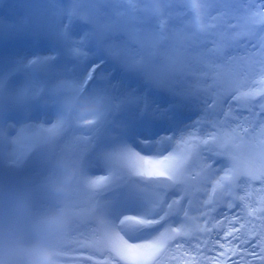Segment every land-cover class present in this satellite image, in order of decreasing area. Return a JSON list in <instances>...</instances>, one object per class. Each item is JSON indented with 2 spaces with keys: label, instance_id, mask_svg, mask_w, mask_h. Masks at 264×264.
<instances>
[{
  "label": "rangeland",
  "instance_id": "obj_1",
  "mask_svg": "<svg viewBox=\"0 0 264 264\" xmlns=\"http://www.w3.org/2000/svg\"><path fill=\"white\" fill-rule=\"evenodd\" d=\"M198 24L206 30L198 31ZM161 28L166 39L155 57L148 59L144 68H130L135 58L146 55L151 34ZM217 45H223L220 53L215 51ZM0 49L10 52L0 53V152L20 160L19 169L1 163L0 177L8 180V172L14 171L16 179L10 182L32 184L40 205L50 203L43 181L59 155L82 161L90 177H104L110 171L123 177L95 193L81 180L74 183L64 201L74 217L65 252H73L81 243L90 256L104 255L109 258L106 264H123L107 254L103 240L114 215L113 205L125 198L132 186L146 200L163 201L165 208L183 195L178 187L129 178L119 164L104 163V155L121 143L125 126L144 120L158 127L161 135L174 133L177 139L181 133H195L202 139L217 131L234 133L237 140L232 150L254 173L234 175L213 194V186L231 165L227 157L214 155V146L209 145L212 151L202 147L189 164L187 175L195 179L189 180L193 186L181 201L179 216L169 218L150 235L124 238L131 244L146 243L165 228L187 223L190 236L177 238L153 264H264L262 1L0 0ZM76 49L82 55L75 54ZM49 56L53 59L35 72L24 67L37 57ZM170 56H176L177 61L168 71ZM90 71L89 88L102 91L107 119L90 128L73 124L54 135L51 130L57 118L48 114L42 103L48 86L61 77L83 80ZM147 74H163L161 86H152ZM33 82H38L43 92L31 100ZM227 86L233 91L218 96ZM129 143L141 155L153 154ZM20 144L35 148L23 154ZM171 150L167 147L162 155ZM204 165H211L208 174L196 176ZM210 196L213 203L206 206ZM78 207L83 212L76 216L73 209ZM136 214L124 210L120 217ZM83 254L76 251L81 259H65L63 264H92Z\"/></svg>",
  "mask_w": 264,
  "mask_h": 264
},
{
  "label": "snow or ice",
  "instance_id": "obj_2",
  "mask_svg": "<svg viewBox=\"0 0 264 264\" xmlns=\"http://www.w3.org/2000/svg\"><path fill=\"white\" fill-rule=\"evenodd\" d=\"M127 2L132 3L133 0H127ZM193 7H195V4H193ZM197 30L203 32L206 30V26L198 24ZM164 39H166V36L163 28L158 32L152 33L147 42L146 55H139L131 62L129 67L132 69L144 68L148 59L155 57L156 49ZM222 48L223 45H217L215 51L220 53ZM74 52L75 54L82 55L78 49L74 50ZM52 59L53 57L51 56L37 57L24 67L29 71L35 72L39 65L47 63ZM176 61V56H170L166 69L168 71L173 70ZM147 76L152 86H161L163 74H147ZM92 78V72L90 71L83 80L73 78L72 81L80 92L94 91L102 94L100 89L88 87L89 81ZM232 91L233 88L231 86L222 87L221 92L217 93V95L227 94ZM42 92V86L38 82H33L30 92L31 97L36 99ZM233 99L235 100L237 97L233 96ZM39 107L40 105L37 103V108ZM43 107L48 114L54 115L57 118V123L51 130L54 135L73 124L77 127L90 128L104 122L109 115L108 109L104 107L87 119H79L71 111L61 109L54 103L44 104ZM2 119V115H0V126H2ZM142 136L149 138L141 139ZM236 140L237 137L234 133L219 131L203 139L195 133H189L187 135L181 133L177 139L174 133L161 135L158 127H155L151 121L144 120L133 121L126 125L122 134L121 143L115 150L104 155V163L110 164L115 162L119 164L121 170L129 178L140 177L144 178V181L147 183L178 187L183 195L180 199L167 204L165 208L164 202L158 198L146 200L138 194L139 190L135 186L129 188L127 196L115 203L112 207L114 215L112 220L108 222V226L103 234V240L107 250L114 253L120 260L127 261L128 264H153L157 260V257L171 243L175 242L177 238L190 236L191 228L187 223H182L176 228H165L164 231H160L158 235L146 243L131 244L124 238V236H128L129 239H136L141 236L150 235L158 230V226L162 227L169 218L179 216L181 212V201L189 194L193 186L189 183V180L195 179V177H189L187 175L188 167L194 157L199 156L202 147L208 151H212L209 145L214 146L216 149L214 155L227 157V161L231 165L213 186V194L218 187L222 188L226 183H230L236 174L244 172L245 174L252 175L254 169L248 165H243L239 157L232 150ZM129 141L139 144L144 151L153 154L141 155ZM0 145H2V137H0ZM169 146L172 147V150L167 155H162ZM0 162H2V152H0ZM16 162L20 163V160ZM210 169L211 165H204L196 176H206ZM88 171V167L80 161L78 180H81L85 187L93 193L108 186L114 180L123 179L122 176L114 171H110L104 177L97 178L90 177L87 174ZM160 178H163V180ZM212 203V196H210L205 204L207 206ZM124 210H134L137 214L123 215L121 218L120 213ZM70 211L72 212V209ZM183 215L185 220H187L188 212L186 210L183 212ZM121 233L124 235H121ZM63 255L65 257L68 253L64 251Z\"/></svg>",
  "mask_w": 264,
  "mask_h": 264
},
{
  "label": "clouds",
  "instance_id": "obj_3",
  "mask_svg": "<svg viewBox=\"0 0 264 264\" xmlns=\"http://www.w3.org/2000/svg\"><path fill=\"white\" fill-rule=\"evenodd\" d=\"M42 103H54L87 119L105 106L99 92H80L72 79L61 77L50 83ZM79 162L57 156L44 178L50 203L37 202L35 187L28 181L10 182L0 177V264H63L66 239L74 217L64 204L78 180Z\"/></svg>",
  "mask_w": 264,
  "mask_h": 264
},
{
  "label": "water",
  "instance_id": "obj_4",
  "mask_svg": "<svg viewBox=\"0 0 264 264\" xmlns=\"http://www.w3.org/2000/svg\"><path fill=\"white\" fill-rule=\"evenodd\" d=\"M264 2V0H262Z\"/></svg>",
  "mask_w": 264,
  "mask_h": 264
},
{
  "label": "bare ground",
  "instance_id": "obj_5",
  "mask_svg": "<svg viewBox=\"0 0 264 264\" xmlns=\"http://www.w3.org/2000/svg\"><path fill=\"white\" fill-rule=\"evenodd\" d=\"M69 78V77H68Z\"/></svg>",
  "mask_w": 264,
  "mask_h": 264
}]
</instances>
